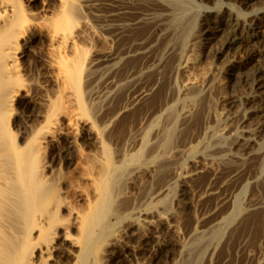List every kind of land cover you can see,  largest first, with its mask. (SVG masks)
I'll return each mask as SVG.
<instances>
[{
	"label": "bare ground",
	"instance_id": "obj_1",
	"mask_svg": "<svg viewBox=\"0 0 264 264\" xmlns=\"http://www.w3.org/2000/svg\"><path fill=\"white\" fill-rule=\"evenodd\" d=\"M213 1L101 0L96 4V0H0V264H99V254L111 228L123 223L121 214L132 207L130 199H119L123 182L131 169L136 167L145 175L159 178L149 193L152 200L157 201L159 191L166 192L161 188L173 182L170 173L163 174V170H169L174 163L171 153L178 154L183 151L182 147L202 135L214 137V133L219 134L220 141H225V146L209 152L210 159L209 153L193 155L192 173L187 172V182L179 184L180 196L187 194L190 186L186 184L191 183L192 189L199 190L198 195L194 193L196 196L210 198L201 204L205 209H216L222 214L230 207L234 208L223 227L234 226L231 238L235 239L240 228L246 227L253 233L260 231L264 241V144L260 143L264 136V12L260 18L248 13L259 0H223V6L231 9L223 7L219 10L217 4V10L211 11L213 7L209 5ZM87 16L96 17L99 29L102 26L111 45L109 54H100L94 60L96 68L111 69L118 62L122 63V73L114 69L105 83L106 89L112 90L122 80H127L128 97L142 102L151 95L149 89L153 87L155 91L154 87L159 86L162 94L158 91L161 94L158 110L173 101L175 104L172 108L170 106L166 117L161 116V121L164 119L165 122L152 138H157V142L148 145L147 137L144 150L126 158L122 164L114 162L104 144L102 161L93 162L87 168L88 174H97L93 185L95 200L78 212L79 229L74 235L75 217L69 227L61 229L60 223L64 219L60 212L64 200L60 198L57 186L49 184V166L45 163L47 139L59 138L55 127L50 128L45 136L37 134L34 138L26 126L15 127V130L11 124L15 118L16 98L24 85L17 80L18 52L36 48L43 42L33 35L35 28L31 29L26 23L32 19L44 38L50 39L52 49L61 52L77 48V30L85 25L81 20L89 18ZM252 35L257 36L253 38ZM205 41H209L208 45ZM226 59L222 71L227 87L223 88L216 84L217 75L214 73L219 71V62ZM84 60L85 53H81L71 63L63 65L62 73L67 87L77 92L80 104H83L81 77ZM210 61L215 64V71L202 78L200 71L203 69L204 73L203 67ZM174 81L179 87H174ZM212 99L215 105L210 107ZM216 107L222 109L218 111L219 115ZM235 107L242 108V111L234 113ZM215 115L218 118L216 130L211 132L208 126ZM177 123L180 132L176 130L179 128L175 127ZM81 139L84 142L91 140L83 134ZM217 156L223 160L212 158ZM207 158L217 168L212 163V168L209 167ZM255 174L262 178L258 179ZM248 176L258 179L251 187L249 199L233 203V194L239 192ZM182 178L184 180V176ZM214 189L219 193L206 197ZM163 210H168L167 206ZM146 212L139 210L136 220L141 219V226L147 231L155 225H152L155 216ZM130 222H124L126 234L134 239L139 230L137 222ZM154 234L152 230L147 235L141 234L140 246L136 248L124 245L117 251L114 247L108 256L109 262L120 259L127 264L133 257L134 261L147 259L153 264L158 242ZM254 240H257L256 236ZM171 251L169 246L157 249L158 254L166 252L170 255ZM247 260L253 264L255 257Z\"/></svg>",
	"mask_w": 264,
	"mask_h": 264
},
{
	"label": "rangeland",
	"instance_id": "obj_2",
	"mask_svg": "<svg viewBox=\"0 0 264 264\" xmlns=\"http://www.w3.org/2000/svg\"><path fill=\"white\" fill-rule=\"evenodd\" d=\"M99 1L101 0H96V4ZM220 3L222 4L223 0H214L209 5L210 8L213 7L210 10H220L223 7L231 9ZM216 5L217 9H215ZM263 6L264 0H259L257 6L248 13H251V15L256 18H260L264 12ZM233 11L236 10L234 9ZM50 16L51 15H49V17ZM94 18L96 17L91 16V18L89 17L81 20L85 22V25L82 24L80 29L77 30L76 40H79L77 48L72 50H61V52L52 49L49 44L50 39L47 37L44 38V34L39 29L38 25L31 19L32 21L30 20L26 25L29 24L30 26H28L31 27V29L35 28L37 31L35 29V31L32 30L34 33L33 35H35L37 40L40 39L43 42L41 41V46L38 45L36 48L33 47L34 49H20L17 56L19 58L17 62L19 65L17 80L20 85L22 82L24 87L21 85V93L16 98L15 111L13 112L15 118L13 117L11 127L12 129L15 127L18 129V127L24 128V126H26V129H29L28 132H30L34 138L37 134L38 136H45L50 128L55 127L54 131H56L59 138L54 141H52L51 138L47 139L45 143V163L49 166V184L57 186L60 198L64 200L62 204V213L60 212V215L62 214V219H64L60 223L61 229L63 230L72 224V219L74 217L77 219L78 212L85 210L91 201L95 200L96 193L93 185L97 174H88L87 168H89L93 162L98 163L102 161L104 144L109 148L114 162H116L117 165L122 164L126 158H130L144 150V146L147 143L145 139L147 137V139H149L148 145L157 142V138L154 137L155 140L152 138L154 133L157 135V132L161 130L165 122L164 119L161 121V118L164 116L166 117V114H168L173 107L172 105L175 104L173 101V104L171 102L162 110H158L162 94V89H159V86L154 87L155 91L153 87L149 89V93L151 92L150 94L152 96L148 93L150 96L142 102L132 101V97H128L126 93L128 86L127 80H122L121 84L117 85L112 90L106 89L105 83L110 73L113 72L114 69H116L117 73H122V63L118 62L116 67L111 69L107 67H101L100 69L96 68V61L94 60H96V57L100 54H109L111 45L109 38L102 30V26L101 29H99L100 25H97L96 19ZM92 20H94V22ZM85 27L87 29H85ZM256 36L257 35H252L253 38ZM204 43L208 45L209 41H205ZM81 53H85L81 77L83 104H80L77 92L67 87L68 85L62 74L63 65L66 62L71 63ZM226 61L227 59L221 63L219 62L217 66L219 71H215V64L210 61L206 67H203L207 74L205 72L203 73V69H201V77L205 78L215 71L214 76L217 75L219 77L216 76V84L223 88L227 87V80H225L226 77L224 76L225 73L222 71ZM173 85L175 88L179 87V84L175 83V81ZM22 88H25V91ZM158 91L161 94H159ZM132 102L134 103L132 104ZM213 104L215 105L214 99H212L210 107ZM215 109L217 112L222 111V109L218 107ZM241 111L242 108L240 107H235L233 109L234 113ZM219 112L218 115L220 114ZM217 119V115H215L209 123L210 126L208 127L211 132L216 130ZM26 122L27 125L25 124ZM176 126L178 127L179 123H177L175 127ZM16 128L15 130H17ZM176 130L180 132V126L176 128ZM82 134L88 135L91 140L84 142L81 139ZM214 134L216 139L214 137L202 135L198 140L196 139L194 142L187 145V147L185 146L186 143H184L185 148H181L183 150L182 152L175 154L173 151V154L171 153L170 158L174 160V163L169 170H163V174L168 175V173H170L172 179L168 176V180L170 178L173 182L169 180V183L171 182L170 184L162 188L160 187L161 190L165 189L164 192H166L164 194L163 191H159V198L157 201H153L149 193L153 190L159 178L153 175H145L136 167L131 169V172L123 182V189L120 192L119 199H130L131 203H133V208L131 207L126 213L121 214L123 223H117L115 227L113 226L111 228L109 236L105 239L106 243L104 242L102 245L101 253L99 254V264H115L116 262V264H125L122 263L120 259H115L116 262L112 260L109 262L110 257L108 256L112 254V249L115 247L118 251L123 249L124 245L129 246L130 249L139 247L141 234L147 235L151 230L155 233V240L158 241L156 242L155 259L154 261L152 259L154 262L153 264H242L244 262L248 264L249 262L247 259L253 257H255L253 264H264V241L261 240L262 235L260 231H256V233L254 231L253 233L249 228L241 227L237 233V237L233 239L230 235L233 234L234 226L231 225L228 229L223 228L227 219L232 215L234 208L230 207L232 210L229 208L227 209L228 211L226 210V212L222 214L216 209H205L203 207L204 205L202 206L201 204L203 202H208L210 198L196 196L199 190L192 189L191 183L186 184L190 186L187 192L189 195L187 196L186 194L185 196L187 197L180 196V182L188 179L189 174H187V172L190 171L192 173L191 169L193 170V164L191 162V159L194 157L193 155L198 154L201 156L202 152H204L202 154L205 155L214 148L219 147L220 149L225 146V141L219 140V134ZM67 142H70V144H66ZM260 143L264 144L263 135ZM208 156L210 159V153ZM212 158L218 159V161L223 160L221 156ZM209 159L207 158V160ZM208 162L214 165L213 161L209 160ZM212 164H210L209 167L212 168ZM214 168L217 167L214 165ZM182 175L184 176V180H182ZM177 176L178 178L180 176V181H177L179 180ZM185 177L187 178L185 179ZM257 178L260 179L262 177L259 175ZM258 179L255 180L248 176L247 180L240 186L239 192L237 191L233 194L235 195V197H232L233 203L237 201L242 202L243 198H245V200L247 198L249 199L251 187ZM216 190L214 189V191L209 192L206 197L211 194H218L219 192L216 193ZM218 191H220V189ZM194 193H196V195ZM193 194L196 197H194ZM197 197L199 200L196 199ZM198 204L201 205V207H199ZM136 206L137 208H135ZM164 206H167L168 210L164 211ZM202 208L206 210V215ZM139 210L148 211L146 213L155 216V220H152V225L155 223L153 226L154 230L152 229L153 227H151V230H147L150 231L149 233L146 231L147 228L141 226V219L136 220L139 217ZM168 215L170 216L168 217ZM215 215H218L217 219H215ZM205 216H207V218ZM162 217L165 218L166 221L161 220L163 219ZM202 217L205 219L203 220ZM130 220L131 222H137V229L139 230V233L137 232L138 236L134 239L128 238L126 234L124 222ZM197 221L200 223H197ZM207 221H209V223ZM78 224L79 219L75 220L73 225L72 233L74 235L78 233ZM216 233L219 234H217L219 237L215 236ZM254 236H256V241L254 240ZM217 237L218 239H216ZM165 244L166 246H163ZM168 246L172 248L170 255L166 252L157 253V249ZM130 260L132 261H129L127 264H149L147 259H140L139 261L135 259L134 261V258L130 257Z\"/></svg>",
	"mask_w": 264,
	"mask_h": 264
}]
</instances>
